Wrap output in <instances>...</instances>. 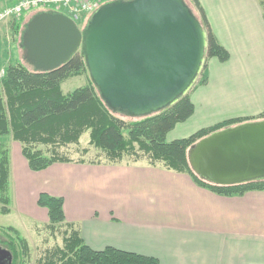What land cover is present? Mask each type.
Listing matches in <instances>:
<instances>
[{
    "label": "crops",
    "instance_id": "crops-1",
    "mask_svg": "<svg viewBox=\"0 0 264 264\" xmlns=\"http://www.w3.org/2000/svg\"><path fill=\"white\" fill-rule=\"evenodd\" d=\"M197 1L229 58L206 60V82L188 95L194 111L167 141L264 111V0ZM35 173L37 194L61 197L65 222L93 250L113 247L160 264H264V191L221 196L187 173L139 161L56 162ZM43 209L21 214L47 218Z\"/></svg>",
    "mask_w": 264,
    "mask_h": 264
},
{
    "label": "water",
    "instance_id": "water-1",
    "mask_svg": "<svg viewBox=\"0 0 264 264\" xmlns=\"http://www.w3.org/2000/svg\"><path fill=\"white\" fill-rule=\"evenodd\" d=\"M21 47L39 71L78 53L110 109L143 117L188 92L204 62L206 34L184 0H112L83 28L63 13L33 15ZM187 160L197 176L216 185L264 179V119L210 133L189 147ZM6 252L7 263L0 264H11Z\"/></svg>",
    "mask_w": 264,
    "mask_h": 264
},
{
    "label": "trees",
    "instance_id": "trees-1",
    "mask_svg": "<svg viewBox=\"0 0 264 264\" xmlns=\"http://www.w3.org/2000/svg\"><path fill=\"white\" fill-rule=\"evenodd\" d=\"M193 5L198 16L190 10L206 34L204 62L197 75L198 78L202 75L198 82L201 85L207 80L205 59L215 57L225 62L229 54L216 40L199 2L193 0ZM26 22L20 30V45ZM19 29V23H16L14 31L18 33ZM29 66L31 68L21 62L8 65L0 77V137L10 135L14 141L20 143L21 154L30 171H42L56 162H71L67 157L58 155L55 148L77 143L81 134L88 131L89 144L102 152L108 163L120 162L125 155L131 156L133 161L144 157L150 165L159 164L168 170L187 173L197 185L221 196L264 191V179L227 186L209 183L193 172L187 160V150L199 139L214 131L251 119H227L201 128L187 137L167 141V133L176 124L186 121L194 111L187 93L161 111L143 117H130L126 111H114L105 104L90 81L83 59L78 53L65 64L50 71H39L32 65ZM83 74L88 78L87 85L68 93L62 92V81ZM258 119H264V111L255 120ZM39 144L51 147L52 154L47 156L37 149L36 145ZM8 186V150L0 142L2 213L9 212L6 208L10 202ZM36 204L46 209L50 228L59 225L65 228L62 245L48 251L39 259L38 264H160L154 257L113 247H105L102 250L88 247L82 241L79 231L72 224L65 222L61 197L39 192ZM6 231L12 235L7 236L6 241L11 264H26L27 242L19 236L14 227L8 226Z\"/></svg>",
    "mask_w": 264,
    "mask_h": 264
},
{
    "label": "rangeland",
    "instance_id": "rangeland-1",
    "mask_svg": "<svg viewBox=\"0 0 264 264\" xmlns=\"http://www.w3.org/2000/svg\"><path fill=\"white\" fill-rule=\"evenodd\" d=\"M15 1L17 0H0V10ZM184 1L192 10V12L196 16H198V13L193 5V0ZM41 11L63 13L62 10H58L54 6L48 5L44 7H37L30 11L22 12L18 16L6 17L5 19L0 20V77L3 75V71L6 66L14 65L17 62H21L28 68H31L29 66L30 64L24 58V49L20 45L19 34L23 24L26 21L30 20V18L34 14ZM91 15L92 14L86 16L85 19L78 18V20H74V22L80 28H83L86 26ZM16 23L17 25L19 23L20 26L18 33L14 31V26L16 25ZM207 59L208 58L205 59V68ZM201 76L199 78L197 76L195 82L188 90L187 95H189V93H191L197 86L200 85L198 82ZM88 82L89 81L87 76L83 74L66 78L61 82L60 86L63 93H68L75 88L87 85ZM176 129L177 128H175V130ZM0 142L8 150V196L10 201L6 206L9 212L2 213L0 211V249L8 251V248L6 246L7 236L12 235L6 231V228L8 226L14 227L18 230L19 236L22 237L28 244V255L25 258L26 264H38L39 259H42L48 251L53 250L54 247H60L62 245V237L64 236L65 228L64 226L60 225L55 226L54 228H50L46 215L43 212H41V214L36 213L35 219L21 214L22 211L25 210V208L28 210V214L29 212H33V210H44L36 204V196L39 190V183L37 182L38 174L28 169L26 160L21 154L20 143L14 141L10 135L0 137ZM36 148L40 149L47 156L52 154V149L49 146L39 144L36 145ZM84 150H86L87 152H84ZM55 151L58 155L65 156L74 163H79L81 161L85 163L107 162L103 153L89 144L88 131H85L81 134L77 143L57 146V148H55ZM138 161L147 162L148 160L143 157ZM120 162L130 163L135 161H133V158L131 156L125 155ZM29 183L31 184L28 185L27 191H22V188L26 189V185ZM21 196L28 201H20ZM32 197H34V199ZM28 203H32V206H28Z\"/></svg>",
    "mask_w": 264,
    "mask_h": 264
},
{
    "label": "built area",
    "instance_id": "built-area-1",
    "mask_svg": "<svg viewBox=\"0 0 264 264\" xmlns=\"http://www.w3.org/2000/svg\"><path fill=\"white\" fill-rule=\"evenodd\" d=\"M103 2L104 0H18L0 11V20L48 5L64 11L77 20L93 13Z\"/></svg>",
    "mask_w": 264,
    "mask_h": 264
},
{
    "label": "flooded vegetation",
    "instance_id": "flooded-vegetation-1",
    "mask_svg": "<svg viewBox=\"0 0 264 264\" xmlns=\"http://www.w3.org/2000/svg\"><path fill=\"white\" fill-rule=\"evenodd\" d=\"M5 251V252H4ZM2 250V252L0 253V258H2V260L0 261L1 263H7V252L6 250Z\"/></svg>",
    "mask_w": 264,
    "mask_h": 264
}]
</instances>
